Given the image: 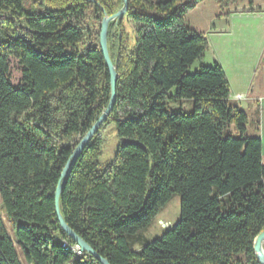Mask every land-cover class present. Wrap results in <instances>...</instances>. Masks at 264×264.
<instances>
[{"label": "trees", "instance_id": "trees-1", "mask_svg": "<svg viewBox=\"0 0 264 264\" xmlns=\"http://www.w3.org/2000/svg\"><path fill=\"white\" fill-rule=\"evenodd\" d=\"M203 1L127 0L123 18L109 23L115 102L59 197L66 226L108 264H259L262 141L245 136L248 118L231 104L217 63L186 74L207 40L186 28L184 17ZM213 1L221 13L242 1L252 6ZM123 5L0 0V207L27 264H100L76 255L54 199L75 147L108 107L99 32ZM184 101L193 104L190 115L169 107ZM108 125L120 144L100 170V131ZM173 196L180 198L179 221L134 251L133 239ZM0 264H20L1 216Z\"/></svg>", "mask_w": 264, "mask_h": 264}, {"label": "rangeland", "instance_id": "rangeland-1", "mask_svg": "<svg viewBox=\"0 0 264 264\" xmlns=\"http://www.w3.org/2000/svg\"><path fill=\"white\" fill-rule=\"evenodd\" d=\"M220 13V14H219ZM256 13L264 15V0H252V6L248 5L247 1L239 2L235 7L220 12L218 5L213 0H205L197 5L193 10L188 12L184 17V26L198 35L205 36L210 29V24L217 15H224L229 17L233 14ZM219 17V16H218ZM125 30L130 33V27L125 24ZM130 35V34H129ZM130 46L133 44L131 35L129 36ZM82 49V47H80ZM213 51L204 53L203 57L196 61L186 72L192 75L199 71L200 67H210L216 63L215 57L219 56V52L212 55ZM208 53V54H207ZM18 79V74L15 70L12 71V80L15 84ZM233 89V88H232ZM173 92V91H172ZM232 104V102H231ZM245 112L248 118L245 136L249 138H259L262 141V161L264 163V108L261 114L258 111L260 105L256 102L246 101L242 105H236ZM173 110L180 109L184 114L190 115L193 112V104L190 101H184L178 104H169ZM102 140V153L98 159L99 169L103 170L105 166L110 164L115 156L120 141L116 137V130L114 125H108L100 131ZM0 216L5 226L8 238L12 241L17 258L20 264H27L20 247L18 246L14 232L11 229L10 223L5 217L4 211L0 207ZM180 218V198L173 196L172 199L161 209L157 217L152 221L150 226L142 231L137 238L132 241V249L138 251L144 245L159 239L167 230L171 229L179 221Z\"/></svg>", "mask_w": 264, "mask_h": 264}, {"label": "crops", "instance_id": "crops-1", "mask_svg": "<svg viewBox=\"0 0 264 264\" xmlns=\"http://www.w3.org/2000/svg\"><path fill=\"white\" fill-rule=\"evenodd\" d=\"M219 14L206 34V50L213 51L212 55L219 52L215 60L229 84L230 102L235 106L246 101L256 102L261 114L264 108V15L243 13L226 18L225 14ZM237 95L245 99L237 102L234 99Z\"/></svg>", "mask_w": 264, "mask_h": 264}, {"label": "water", "instance_id": "water-1", "mask_svg": "<svg viewBox=\"0 0 264 264\" xmlns=\"http://www.w3.org/2000/svg\"><path fill=\"white\" fill-rule=\"evenodd\" d=\"M123 3H124L123 8L117 14L113 15L112 17L103 19L99 32V49L107 66V70L110 77L111 96L108 107L104 111V113L99 117L98 121L92 126V128L88 131V133L82 138L79 144L75 147L70 159L66 163L61 173V177L58 186L56 188L55 199H54L55 212L62 232L66 234L70 240H72L75 244H77L80 247V250L84 254L93 257L100 264H108V263L100 256H98L88 245L82 242L64 223L60 214L59 197L62 191V187L71 171L72 166L75 164L76 160L78 159L79 155L84 150V148L92 140L93 136L98 132L104 120L109 116L115 102L116 73L109 57L108 46H107V32H108L109 23L123 18L125 11L127 9V0H123ZM263 244H264V232L261 233L259 236H257V238L254 241V254L259 264H264Z\"/></svg>", "mask_w": 264, "mask_h": 264}, {"label": "built area", "instance_id": "built-area-1", "mask_svg": "<svg viewBox=\"0 0 264 264\" xmlns=\"http://www.w3.org/2000/svg\"><path fill=\"white\" fill-rule=\"evenodd\" d=\"M235 101L237 102H241L242 100L245 99V96L242 95H237L234 97ZM73 250L76 251L77 253H79V257L84 255V253L80 250V247L77 244H74V246H72Z\"/></svg>", "mask_w": 264, "mask_h": 264}, {"label": "bare ground", "instance_id": "bare-ground-1", "mask_svg": "<svg viewBox=\"0 0 264 264\" xmlns=\"http://www.w3.org/2000/svg\"><path fill=\"white\" fill-rule=\"evenodd\" d=\"M75 253H76V255H79V253H77L76 251H75Z\"/></svg>", "mask_w": 264, "mask_h": 264}]
</instances>
